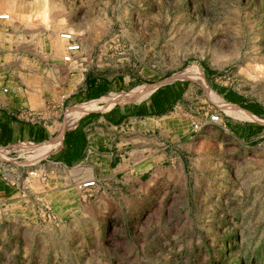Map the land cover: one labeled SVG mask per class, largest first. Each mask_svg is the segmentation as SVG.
<instances>
[{
  "label": "rangeland",
  "instance_id": "obj_1",
  "mask_svg": "<svg viewBox=\"0 0 264 264\" xmlns=\"http://www.w3.org/2000/svg\"><path fill=\"white\" fill-rule=\"evenodd\" d=\"M33 1L30 12H2L8 17L0 18L1 64L15 51L29 53L44 42L67 54L59 34L70 31L80 44L70 63L89 68L106 84L97 96L65 108L63 127L76 123L67 126L74 120L69 112L81 104L92 102L85 112L107 108L113 101L104 103L103 97L120 93L127 94L126 102L144 103L153 91L132 99L133 89L154 88L173 75L185 77L173 81L185 87L173 111L209 122L216 113L220 121L252 118L223 100L224 89L241 91L264 107V0ZM189 65L203 76L184 74ZM59 136L43 146L16 145L9 153L0 148V172L23 194L18 205L26 204V218L48 224L49 252L59 254L54 262L49 256L48 264H264V149L240 146L237 153L232 146H207L200 150L205 158L169 174L159 175L147 159L137 180L127 181L125 171L95 180L84 164L46 161L41 170ZM135 153L144 158L153 150ZM78 173L95 183L81 186ZM31 191L43 192V198L28 196ZM9 228L0 222V239L17 236ZM31 229L24 238H39ZM37 258L44 263L43 256Z\"/></svg>",
  "mask_w": 264,
  "mask_h": 264
},
{
  "label": "crops",
  "instance_id": "obj_2",
  "mask_svg": "<svg viewBox=\"0 0 264 264\" xmlns=\"http://www.w3.org/2000/svg\"><path fill=\"white\" fill-rule=\"evenodd\" d=\"M35 4L33 0H0V9H3L0 14L6 10L24 14L32 11ZM13 36L18 35L13 33ZM19 51L12 53L5 65L1 64L3 60L0 58V148L8 153L16 145L49 144L63 127L65 108L97 96V88L106 87L103 78L90 75L89 68L75 67L65 61L63 50L47 42L31 48L29 53ZM221 92L227 104L242 107L252 118L232 115V120L221 117L220 122L212 123L206 116L197 119L184 110L173 111L180 108L183 94L160 114L139 111L148 108L149 99L144 103L111 104L102 111H92L98 112L97 115L89 112L82 118L85 111L79 112L70 118L74 120L67 126L76 122L74 127L71 126L73 129L81 121L86 143L83 156L73 164L89 165L90 176L95 180L113 178L125 171L129 173L124 176L128 181L133 176L139 179L138 173H141L147 159H150L148 167L154 166L155 171L158 168V174L163 175L165 171L171 173L176 166L183 169L186 161L194 164L196 159L205 158L206 153L201 154L200 150L207 146H232L236 149L232 151L237 153L240 146L264 149V107L249 101L241 91L224 89ZM193 121L200 123L199 130L192 127ZM59 138L52 142L54 147L48 152H51L50 159L41 162L42 171L46 161L65 163L59 159L63 144ZM256 139H259L256 144L251 142ZM149 149L153 154L144 158L141 153L131 154ZM100 157H106L108 163L102 162ZM2 160L0 158V162ZM203 165L199 168L202 169ZM104 170L107 172H102ZM194 173L198 174V171ZM76 179L85 181L88 178L84 179V174L78 173ZM30 194L40 199L44 195L41 191H31L28 196ZM20 196L23 194L15 190L0 172V222L18 232L16 237L0 239V264H29L31 259L33 264H41L37 256L44 257L43 264H48L49 256L53 257V262L56 261L59 254L57 251L49 252L47 234H44L48 231V224L41 220L31 222L32 216L27 219L22 210L26 204L21 202V206L18 205ZM31 226L39 231V238H24L25 231H29Z\"/></svg>",
  "mask_w": 264,
  "mask_h": 264
},
{
  "label": "trees",
  "instance_id": "obj_3",
  "mask_svg": "<svg viewBox=\"0 0 264 264\" xmlns=\"http://www.w3.org/2000/svg\"><path fill=\"white\" fill-rule=\"evenodd\" d=\"M104 89H106L105 86L98 87L97 95ZM184 89L185 87L178 81L162 85L150 94L148 108L139 111L150 114L163 113L181 97ZM97 114L98 112L92 113V115ZM80 122L75 128L67 130L64 133L63 144L59 152V159L68 165L83 156L86 137Z\"/></svg>",
  "mask_w": 264,
  "mask_h": 264
},
{
  "label": "bare ground",
  "instance_id": "obj_4",
  "mask_svg": "<svg viewBox=\"0 0 264 264\" xmlns=\"http://www.w3.org/2000/svg\"><path fill=\"white\" fill-rule=\"evenodd\" d=\"M47 7V6H46ZM196 68H198V67H196ZM193 65H189L188 66V68H186V70H185V72H183L184 74H186V75H189V76H195V72L197 71L198 72V75L199 76H203L202 75V72L201 71H199L198 69H196ZM195 79V78H194ZM200 79V78H199ZM201 79H203V78H201ZM153 87L151 86V85H143V86H139V87H136L135 89H133L132 91H131V93H130V96H131V98L132 99H141V98H143L145 95H147L149 92H151L153 89H152ZM152 89V90H151ZM125 96H127V94L125 93V94H119V96H115V97H112V96H110V98H108L107 96V98L105 97H103V99L102 100H104V103H109V102H112V101H115V100H117V99H119V98H123V97H125ZM103 102V101H102ZM218 103L224 108V109H226V111H228V112H230V113H233V112H235L234 111V109L232 108V107H230V106H228L224 101H222V100H219L218 101ZM82 105V104H81ZM78 106V107H75V109H73V110H71L70 112H69V118H71V117H73L74 115H76L77 113H79V112H82V111H86V110H88V109H90L93 105H92V102H91V105L89 104V105H86V106H84V105H82V106ZM50 146H53V144H51ZM50 146L49 147H45L46 149H42V151H41V153L43 154H45L47 151H48V149L50 148ZM34 158V157H33Z\"/></svg>",
  "mask_w": 264,
  "mask_h": 264
},
{
  "label": "built area",
  "instance_id": "obj_5",
  "mask_svg": "<svg viewBox=\"0 0 264 264\" xmlns=\"http://www.w3.org/2000/svg\"><path fill=\"white\" fill-rule=\"evenodd\" d=\"M8 14L2 13L0 14V18H7ZM59 36L66 41V49H67V54L64 55V60L70 62L73 58V53L77 49H79L80 44L78 43L77 39L75 38V35L73 32L70 31H63L60 32ZM209 120L211 122H218L220 121V116L219 114H211L209 117ZM193 128L198 129L200 128V124L198 123H193ZM95 183L94 179H89L81 183V186L86 187V186H91Z\"/></svg>",
  "mask_w": 264,
  "mask_h": 264
},
{
  "label": "water",
  "instance_id": "obj_6",
  "mask_svg": "<svg viewBox=\"0 0 264 264\" xmlns=\"http://www.w3.org/2000/svg\"><path fill=\"white\" fill-rule=\"evenodd\" d=\"M177 77H181V76L173 75V76H171V77H169V78H166V79H164V80L159 81L158 83L155 84V86H154V88H153L152 91H154L155 89H157L158 87H160V86H162V85H165V84H168V83L173 82ZM181 78H185V77H181ZM124 100L127 101V97H123V98H120V99H118V100H115V101L112 102V104H116V103H119V102H126V101H124ZM229 105L232 106V107H236V108H240V109H242V107H239V106H237V105H235V104H229ZM104 109H105V107H102V108H99V109L89 110V111H87V112H85V113H89V112H92V111H102V110H104ZM85 113H84V114H85ZM73 127H74V126H73ZM71 128H72V127H62L61 132L58 133V134L60 135V142L63 141L65 131H67V130H69V129H71ZM58 134H57L56 136H58ZM56 136H55V137H56Z\"/></svg>",
  "mask_w": 264,
  "mask_h": 264
}]
</instances>
